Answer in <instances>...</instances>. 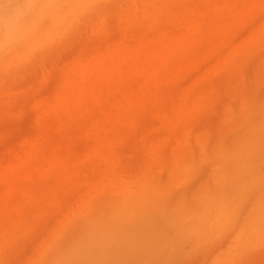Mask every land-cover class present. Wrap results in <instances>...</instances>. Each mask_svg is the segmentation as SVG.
<instances>
[{
	"label": "rangeland",
	"instance_id": "374dc122",
	"mask_svg": "<svg viewBox=\"0 0 264 264\" xmlns=\"http://www.w3.org/2000/svg\"><path fill=\"white\" fill-rule=\"evenodd\" d=\"M39 3L0 49V264H264V0Z\"/></svg>",
	"mask_w": 264,
	"mask_h": 264
},
{
	"label": "clouds",
	"instance_id": "9594fccd",
	"mask_svg": "<svg viewBox=\"0 0 264 264\" xmlns=\"http://www.w3.org/2000/svg\"><path fill=\"white\" fill-rule=\"evenodd\" d=\"M44 16L39 0H15L6 12H0V49L27 42Z\"/></svg>",
	"mask_w": 264,
	"mask_h": 264
},
{
	"label": "bare ground",
	"instance_id": "6f19581e",
	"mask_svg": "<svg viewBox=\"0 0 264 264\" xmlns=\"http://www.w3.org/2000/svg\"><path fill=\"white\" fill-rule=\"evenodd\" d=\"M2 2H3V0H0V3H2ZM6 11H7V9H3V10H1L0 12H6ZM249 138H250V137H249ZM124 239H125V236H123V241H124ZM85 254L87 255V256H86V255H85V256L88 257V252H86ZM91 257H92V255H91ZM82 258H83V257H82ZM92 258H93V257H92ZM86 260H87V259H86ZM86 260H85V261H86ZM92 260H93V259H92ZM98 260H99V259H98ZM100 261H101V259H100ZM78 262H79V261H78ZM88 262H90V261L87 260V263H88ZM84 263H85V262H84ZM84 263H83V264H84ZM80 264H81V263H80Z\"/></svg>",
	"mask_w": 264,
	"mask_h": 264
}]
</instances>
